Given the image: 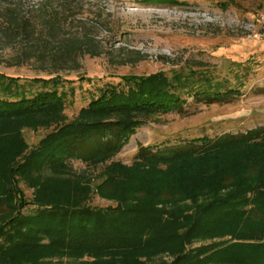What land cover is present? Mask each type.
Wrapping results in <instances>:
<instances>
[{
  "label": "trees",
  "instance_id": "1",
  "mask_svg": "<svg viewBox=\"0 0 264 264\" xmlns=\"http://www.w3.org/2000/svg\"><path fill=\"white\" fill-rule=\"evenodd\" d=\"M72 1L58 3L71 10ZM56 2L42 0L32 14L9 6L0 17V41L27 43L20 62L49 64L53 73L75 68L91 42L89 35L59 36L64 13L52 14ZM205 83L192 89L162 75L126 79L103 88L70 123L55 89L0 96V264H145L166 255L173 260L157 264H264V127L140 146L131 167L113 161L145 120L183 113L187 98L208 106L238 94ZM52 124L30 150L23 129ZM75 162L104 166L103 182L92 189ZM132 181L151 194L133 196ZM95 193L117 206H91ZM199 200L209 201L194 215L167 212Z\"/></svg>",
  "mask_w": 264,
  "mask_h": 264
},
{
  "label": "rangeland",
  "instance_id": "2",
  "mask_svg": "<svg viewBox=\"0 0 264 264\" xmlns=\"http://www.w3.org/2000/svg\"><path fill=\"white\" fill-rule=\"evenodd\" d=\"M41 1L0 0V17L9 6L32 14ZM55 1L52 14L64 13L60 18L63 27L59 36L66 33L91 38L84 55L72 66L75 68L53 73L54 68L49 64L20 62L27 43L19 40L10 44L1 40L0 96L10 90L30 96L55 89L65 100V123H70L103 88L124 85L126 79L162 75L171 82L188 81V88L192 89L209 80L211 85L238 90L236 98L227 104L207 106L187 98L183 113L161 114L145 120L113 159L129 167L140 146L156 148L264 127V40L253 37L254 28H261L264 0H74L71 10H65L58 3L62 0ZM57 126L23 129L30 150ZM74 167L90 174L94 190L104 180V166L86 168L75 162ZM128 186L133 196L143 192L151 194L144 183L132 181ZM19 187L25 199L31 200L33 191L22 181ZM208 201L173 204L167 212L194 215L198 212L197 206ZM89 204L99 208L117 206L115 201L96 193ZM216 241L203 240L196 244ZM172 260L166 255L142 261L157 264ZM55 261L60 263L59 259ZM63 264L71 263L65 258Z\"/></svg>",
  "mask_w": 264,
  "mask_h": 264
},
{
  "label": "built area",
  "instance_id": "3",
  "mask_svg": "<svg viewBox=\"0 0 264 264\" xmlns=\"http://www.w3.org/2000/svg\"><path fill=\"white\" fill-rule=\"evenodd\" d=\"M259 25L261 26L260 29L253 30V37L255 39L264 40V17L260 18Z\"/></svg>",
  "mask_w": 264,
  "mask_h": 264
}]
</instances>
